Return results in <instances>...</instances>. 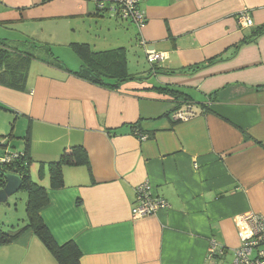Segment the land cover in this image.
I'll return each mask as SVG.
<instances>
[{
    "label": "crops",
    "instance_id": "1",
    "mask_svg": "<svg viewBox=\"0 0 264 264\" xmlns=\"http://www.w3.org/2000/svg\"><path fill=\"white\" fill-rule=\"evenodd\" d=\"M89 4L0 0V42L33 55L23 89L0 83V102L29 127V171L35 162L49 186L48 163L65 148L82 144L88 159L63 166L62 188L47 187L42 221L59 245L75 243L79 264H228L241 242L238 217H264V0H143L141 26ZM242 12L253 26L239 27ZM85 21L90 30L76 35ZM38 25H51L77 60L64 65L50 47L47 57L37 53L27 40ZM73 43L121 48L125 72L134 77L114 89L77 77L83 62ZM34 64L40 69L32 73ZM157 86L187 93L183 105L193 114L175 118V97ZM136 122L140 136L108 133ZM141 183L166 205L134 217ZM34 237L26 230L10 243L34 250ZM213 239L227 250L215 262L207 258Z\"/></svg>",
    "mask_w": 264,
    "mask_h": 264
},
{
    "label": "trees",
    "instance_id": "2",
    "mask_svg": "<svg viewBox=\"0 0 264 264\" xmlns=\"http://www.w3.org/2000/svg\"><path fill=\"white\" fill-rule=\"evenodd\" d=\"M264 33V32H263ZM72 49L83 62L82 69L76 71L77 77L91 83L99 84L108 89L118 88L120 84L131 80L134 76H128L125 72V60L121 48L94 51L89 48L86 43H73ZM49 51V50H48ZM33 59L31 55L22 54L17 47L5 42H0V83L14 89H23L27 75L29 60ZM52 63L59 64V60L51 56ZM131 78V79H129ZM158 87V86H157ZM157 89L167 91L172 94L175 112L182 108H187L189 95L178 88H169L159 86ZM179 98V99H178ZM181 98V99H180ZM186 103V105H183ZM183 105V106H182ZM7 109L6 107H4ZM13 111L12 109H8ZM172 111V112H173ZM138 122L126 125V129L108 131L109 135L122 134L123 131L130 134L140 136L144 134L140 129ZM11 136V134H10ZM24 140L22 155L17 159L12 158L8 162L0 163V188L4 186L5 173L11 172L19 175L22 180L20 191L26 193L25 224L16 230H0V246L14 241L21 233L26 230L38 237L43 246L50 252L58 264H79V250L75 243L69 241L63 245H59L53 238L51 232L42 221L39 211L47 205V187L51 189L62 188L63 177L62 168L64 165L87 164V154L82 144L65 148L60 154L58 160L48 163V183L45 186L32 180L29 168L27 166L29 127H27L24 136L17 137ZM19 153V151H18Z\"/></svg>",
    "mask_w": 264,
    "mask_h": 264
},
{
    "label": "rangeland",
    "instance_id": "3",
    "mask_svg": "<svg viewBox=\"0 0 264 264\" xmlns=\"http://www.w3.org/2000/svg\"><path fill=\"white\" fill-rule=\"evenodd\" d=\"M91 6L92 3L89 4L90 10H92ZM88 25L89 24L86 21L84 23L79 22L76 26L75 34L78 36L85 35L86 30H90ZM131 28L135 32V28L133 27ZM29 31L30 33H34V35L28 34L27 41L32 40L35 44H37L36 47L38 49L36 50L37 53H39L40 55L41 54L46 55L45 51L47 49L49 50L50 47L52 54L58 57L59 60L64 61L63 62L64 65H66V63L71 62V59L77 60V57L72 52V50L68 46H66L64 42H61V40H58L55 37V32L51 25H45V26L38 25L34 30L30 29ZM31 56L33 55L31 54ZM130 56L134 57L135 55L130 54ZM137 58H139V61L148 69L146 65V61H144V56L139 55ZM132 62H131V67L133 66ZM67 65H71V64H67ZM35 67H36L35 69H33V67L31 68L32 73H35L40 69V67H38L37 65H35ZM4 107H6L7 109H5ZM8 109L11 108L8 107V105L2 104L0 102V155L2 153H8V152L13 153L15 151H19V148H21V146L23 145H22V140L18 139L17 137L19 136L17 135L20 136L23 135L26 129V126H24V121H20V118L17 119L16 117L17 115H15V112ZM11 133L14 134V136H10ZM33 165H34V169L35 168L36 169L32 173L30 172L31 178L34 182L42 184L41 179L37 175L38 170L36 167V163L34 162ZM25 202H26V193L19 190L18 192L10 196V198H8V200L5 203H0V230L1 229L4 231L16 230L25 224L26 222ZM32 240L33 242L37 243L38 246V248L34 250L32 248V244H30L28 250H23L22 252L20 248L11 245V243L0 246V264H8V258L11 256H13L12 258H14L13 261L14 264H22V260L26 257H28L29 260L26 261L25 264H35L34 261L35 257H38L39 261H41L43 264H48V263L55 264L50 254L46 251V249L42 247L41 241H39V239L35 237ZM32 250L33 252H38V253L35 254V256L33 255L34 257L31 258L30 255L32 253Z\"/></svg>",
    "mask_w": 264,
    "mask_h": 264
},
{
    "label": "built area",
    "instance_id": "4",
    "mask_svg": "<svg viewBox=\"0 0 264 264\" xmlns=\"http://www.w3.org/2000/svg\"><path fill=\"white\" fill-rule=\"evenodd\" d=\"M49 1V0H44ZM93 3L96 13H108L119 20L130 21L136 26L145 22L144 11L141 8L143 0H85ZM239 27H251L253 21L246 12L237 16ZM147 61L152 64L155 61L153 52L147 55ZM193 114L191 107L175 112V118L186 119ZM145 139V136H141ZM21 154L13 153L0 159V163L10 161ZM136 204L133 209L134 217H143L154 214L160 207L166 205L165 201L151 195L147 183L139 184L135 189ZM240 227V245L233 250L232 260L228 264H264V217L254 212H246L238 217ZM207 258L215 262L225 255L226 248L218 245L215 240H210L207 250Z\"/></svg>",
    "mask_w": 264,
    "mask_h": 264
},
{
    "label": "water",
    "instance_id": "5",
    "mask_svg": "<svg viewBox=\"0 0 264 264\" xmlns=\"http://www.w3.org/2000/svg\"><path fill=\"white\" fill-rule=\"evenodd\" d=\"M5 183L0 188V203H5L10 196L18 192L22 186L21 177L15 173H5Z\"/></svg>",
    "mask_w": 264,
    "mask_h": 264
}]
</instances>
